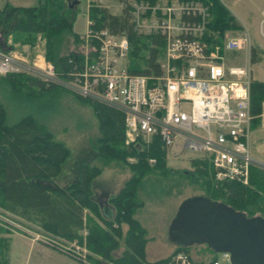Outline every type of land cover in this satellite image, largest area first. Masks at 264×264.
Returning <instances> with one entry per match:
<instances>
[{"label": "trees", "instance_id": "1", "mask_svg": "<svg viewBox=\"0 0 264 264\" xmlns=\"http://www.w3.org/2000/svg\"><path fill=\"white\" fill-rule=\"evenodd\" d=\"M117 1L123 4L119 14H110L104 7L90 3L87 6V21L91 22V26H88L106 27L112 33L124 31L129 45L128 70L145 75L157 73L156 59L161 54V47L150 46L149 38L131 32L127 21V0ZM200 1L210 4L214 27L221 31L233 27V18L217 0ZM73 8L61 0H41L35 6L26 7L5 4L0 10V27H4L5 31L28 34L24 37L25 41L31 38L29 34H39L44 40V59L52 63L57 73L65 75L71 68L72 60L80 55L60 53V42L64 36L71 35L75 42H80V34L72 31ZM143 51L147 52L146 55ZM2 78L10 90L25 89V95L54 97L59 91H64L21 74H6ZM76 98L81 103H87L96 118L97 157L125 163L131 172L118 193L107 200L114 209L112 217L102 216L98 204L92 199L91 181L99 172L95 166L81 164L76 179L64 187L43 183L57 176L69 154L68 149L29 115L21 116L11 124L5 123L1 105L0 208L19 222L43 229L58 238L81 243L82 237L78 232L84 230L83 246L108 264H174L173 255L179 251L187 253L188 247L175 246L170 255L147 262L143 252L145 231L133 217L143 204L136 197L141 181L150 174L166 172V150L156 138L148 143L138 141L136 145H124L121 112L98 102ZM249 108L253 122L258 121L257 116L264 112V82L250 80ZM129 157L134 160L127 161ZM149 158L154 159L153 164L147 162ZM190 163L194 172L187 175L201 186L204 196L223 202L246 216L264 212V170L250 167L247 184L235 181L217 184L212 179V168L207 160L196 158ZM122 223L127 226L124 235L120 231ZM120 246L121 250L114 255L113 252ZM6 248L7 240L0 236V264H7ZM214 259L192 264H212ZM94 262L97 263V260Z\"/></svg>", "mask_w": 264, "mask_h": 264}, {"label": "built area", "instance_id": "2", "mask_svg": "<svg viewBox=\"0 0 264 264\" xmlns=\"http://www.w3.org/2000/svg\"><path fill=\"white\" fill-rule=\"evenodd\" d=\"M126 5L131 32L162 49L156 59L157 73L130 72L126 33L92 28L87 21L79 35L80 55L65 75L57 73L43 55L27 61L0 50V76L33 77L112 107L123 115L124 145L156 138L166 151L186 150L207 160L215 183L247 184L250 167L264 170V163L250 154L248 146L252 78L248 62L230 64L226 57L230 51L248 53L247 34L228 37L214 29L209 6L198 1L127 0ZM147 162L153 164L154 159ZM38 237L34 233L30 239ZM52 242L46 241L57 248ZM220 255L229 261L227 252ZM172 260L192 264L183 251ZM212 264L221 263L214 259Z\"/></svg>", "mask_w": 264, "mask_h": 264}, {"label": "rangeland", "instance_id": "3", "mask_svg": "<svg viewBox=\"0 0 264 264\" xmlns=\"http://www.w3.org/2000/svg\"><path fill=\"white\" fill-rule=\"evenodd\" d=\"M61 1L64 4H70L75 0ZM245 1L242 0V3ZM36 3L37 0H0V7L5 4L29 6ZM90 3L104 7L110 14H119L122 7V3L117 0H77L73 8L72 30L74 32L81 34L85 31L86 9L87 4ZM262 26L261 29L264 33V25ZM10 32L9 30L5 31L4 27H0V44L2 45L0 50L14 51L27 61L34 60L36 55H43L44 40L39 34H29L31 38L25 41L24 37L28 34L14 31L13 35L18 36L19 42H13ZM250 36L251 39L256 37L252 31H250ZM22 39L25 43L21 41ZM256 40L259 43L264 41L262 35L260 38L257 36ZM81 46V42H75L71 35H66L60 42V53L79 54ZM143 52L146 55L147 52ZM260 66L261 64L250 63L251 78L264 80V71ZM2 77L0 76V105L4 109L5 123L11 124L21 116L29 115L49 131L54 140L62 143L68 149L69 154L61 164L57 176L47 179L43 183L52 187H64L76 179L81 164L102 166L101 162L105 158H98L96 153L97 121L87 103L79 102L75 96L64 91H59L54 97L25 95V89L13 92L4 83ZM253 128L256 130H251L249 134V152L254 158L264 163V116L253 122ZM168 151L165 156L166 172L154 173L145 177L136 192L137 199L144 202V206L139 212V220L146 229L147 235L153 237V242L147 246L146 254L153 252L163 254L168 250L170 242L167 238V226L174 215L173 212L175 213L183 199L204 195L201 186L193 182L187 175L194 172V167L190 163L191 159H188L194 155L186 150L179 152L174 149L169 153ZM107 161H111V159H107ZM127 161L129 160L127 159ZM99 168L101 173L91 185L93 192L101 190L99 196L101 194L100 197H103L113 192L123 175L120 177L119 172L109 165ZM0 214L2 216L0 236L5 239L8 236L6 254L9 264H63L69 260L74 264H108L98 255L90 253L77 240L58 238L43 229L23 224L9 216L1 208ZM261 215L264 216V212ZM34 233H37L39 237L32 241L30 238L34 236ZM48 238L54 241L52 244L57 248L46 243ZM119 251L120 247L113 254L117 255ZM69 254L77 256L78 259ZM213 254L221 264H230L229 261L221 257L220 253ZM198 258L203 259L204 257ZM95 260L97 263L94 262Z\"/></svg>", "mask_w": 264, "mask_h": 264}, {"label": "water", "instance_id": "4", "mask_svg": "<svg viewBox=\"0 0 264 264\" xmlns=\"http://www.w3.org/2000/svg\"><path fill=\"white\" fill-rule=\"evenodd\" d=\"M167 238L174 246L204 244L214 253L227 252L230 264H264V216H246L204 195L180 202Z\"/></svg>", "mask_w": 264, "mask_h": 264}, {"label": "crops", "instance_id": "5", "mask_svg": "<svg viewBox=\"0 0 264 264\" xmlns=\"http://www.w3.org/2000/svg\"><path fill=\"white\" fill-rule=\"evenodd\" d=\"M153 1H155V0H153ZM181 1H198V2H202L200 0H181ZM217 1L227 10L229 15L233 18L234 25H233L232 28H227V29L221 31L220 29H218V28H216V27H214L212 25V20H211V26L214 29L219 30L220 32L226 33V35L228 37L229 36H238V35H241L242 33L245 32L247 34L248 43H249L248 53L243 51V50L230 51V52H228L226 54V55H228L227 62L230 63V64H235V65H243V64H245L247 62H248L249 65H250V63L261 64L260 67H261L262 71H264V41L262 40L261 43H259L256 40V37L258 36V38H260V35H262V37L264 39V33H263V30L261 29V27L263 28L262 25H264V18H263V16H264V0H246L245 3H242V0H217ZM39 2L40 1L37 0V3L35 5H37ZM202 3L207 4L208 6L210 5V4L205 3V2H202ZM35 5H29V6H35ZM88 5L89 4H87V6ZM10 6H13V5H10ZM14 6H19V5H14ZM21 7H26V6H21ZM1 9H2V7H0V10ZM209 10H210V6H209ZM210 16H212L211 13H210ZM250 31H252L254 33V35L256 36V37L253 36L254 39L253 38L251 39ZM13 33H14V31L10 32V37H11L12 41L13 42H19L18 41V36L17 35H13ZM77 34H80V33H77ZM21 41L23 43H25V41L23 39ZM0 42H1V40H0ZM0 49H2V45L1 44H0ZM9 50H11V49H9ZM252 80H257V79H254L252 77ZM257 81L264 82V80H257ZM73 96H75V95H73ZM75 98H76V96H75ZM263 116H264V112H261L257 116V118L260 119ZM253 118L254 117H252V119L250 120V123H249V134H250L251 130H256L254 128L252 129ZM248 141H249V138H248ZM172 150H174V149H172ZM169 151H168V153H169ZM188 159H196V158L195 157H189ZM103 160L104 161L101 162L102 166H99V167H105V166L109 165L116 172H119L120 177H121V175H123V177L121 178L120 183L115 186L113 192H111L110 194H107V195H105L103 197H100L101 194L99 196V193H100L101 190L100 191L97 190V191L93 192L92 185H91V188H90L91 192H92V199L98 204L99 209H100V214L102 216H104V217H112V215L114 213V209H113L112 206H110L107 203V200L111 196H113L116 193H118V191L122 187L123 183L129 178L131 172H130L129 168L127 167V165L125 163H122V162L117 161V160H111V161H107V159H103ZM117 165H119V166H117ZM95 167H97L99 169V172H98V174H96L94 176V178L92 179L91 183H93V180H95L101 173L100 168L98 166H95ZM143 206H144V202H143L142 206L139 207L135 211L133 217L137 220V222L140 224V226L145 231V233H144L145 243H144V247H143L144 259L147 262H152V261H155V260H158V259H161V258H164V257L170 255L171 252L174 250L175 246L171 245L169 243L170 247L163 254H159V253H156V252H153L151 254H149V253L146 254L147 246H149L150 243L153 242V237L147 235L146 229L144 228L142 222L139 220L140 219L139 218V216H140L139 212H141V209L143 208ZM87 214H89V212H87ZM173 214H174V212H173ZM126 229H127L126 224L122 223L120 225L121 235H124ZM78 235H80L82 237L81 244H83L84 243L85 231L84 230H80L78 232ZM7 238H8V236L6 237V240H7ZM7 246H8V244H7ZM120 250H121V246H120ZM6 251H7V248H6ZM6 251H5V258H6L7 264H9ZM213 253L214 252H212L210 249H208L204 244L191 245V246H189L187 248V254H188V256H189V258H190L192 263H204V262H207V261L211 260L212 258L217 259V257L214 256ZM197 256L198 257H204V258L203 259H199ZM63 264H74V263L69 260V261H67V262H65Z\"/></svg>", "mask_w": 264, "mask_h": 264}]
</instances>
